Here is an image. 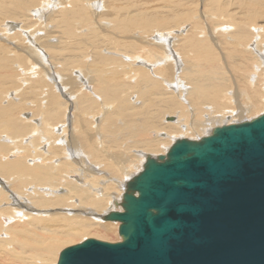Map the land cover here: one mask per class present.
Instances as JSON below:
<instances>
[{
    "label": "bare ground",
    "instance_id": "obj_1",
    "mask_svg": "<svg viewBox=\"0 0 264 264\" xmlns=\"http://www.w3.org/2000/svg\"><path fill=\"white\" fill-rule=\"evenodd\" d=\"M97 1L100 2L97 3ZM54 2L57 3L58 1L55 0ZM66 2L67 1L64 2L63 9H61L62 7L60 9L61 11H64L65 14L67 15L73 14L75 16H84V20L86 19L87 21L90 20L91 17L94 18L95 15L99 19L100 24L104 26V28H106L105 26L109 25L110 22L104 23V21H100L102 18L103 19L117 18L119 20L114 19L113 20L114 22H111V24L114 23V27H116V29L121 30L123 28L122 24L124 23V21H121L120 19L122 18V16H125V13L123 14L121 12L113 13L114 9L115 10L117 9V4H118L115 0L113 1L81 0V4H85L86 7L88 8V10L84 13H82L81 9L77 7L78 4L77 0H68V2L72 4V7H68V9L69 8L72 9L69 11L66 9L67 8ZM85 5L83 7H85ZM259 5H263L262 7H264V0L262 1L261 4L260 3L257 4V6ZM49 8L51 9L52 6L51 7L49 6ZM103 8L106 9V12L104 11L105 13L100 11ZM25 11L27 12V10ZM35 12L36 11H34V15ZM42 13L43 11L41 12L38 11V14H36V16L40 17V20L46 19V16L45 17L42 16L43 15ZM255 13L256 12H253L252 14L250 13L243 20L240 19V21H236V24L234 23L233 25L234 28L232 27V29L234 30L232 32L233 37L232 40L230 39L231 43H237V45L242 48L241 51L238 50V53L240 55L241 52L242 57L245 56V60H247L246 58L248 54L252 55V58L249 56L248 61L256 63V69H254L253 71L256 74H258L257 77L254 76L255 78H253L252 80L253 83L255 80H258L257 79L258 77L263 75L262 73H264V39H263L264 30H261V33L260 32L253 33V32H257V28L253 26V23L256 20V18H254ZM27 14L30 13L27 12ZM88 14H90V16H88ZM71 19L72 18H69V21H72ZM154 19L157 20V23H153ZM92 21L94 22V24H99L97 21H94V19H92ZM172 24L173 26L168 23L166 18H161V15L160 16L156 15L155 17H153V20H149L148 18L147 21H145V23L136 24L135 26L137 27L136 30L143 31L137 37H135L136 35L133 36L134 35L133 33L132 34L129 33L133 30V25L129 24L127 26L129 30H127L126 32L129 33V36L126 37L128 38L126 44H128L127 47H132L131 53L133 50L139 52L141 50L142 52L143 50H145L143 48L139 50L138 49L135 50L136 48H138V46L134 42L138 44L141 43L143 44V47L150 48V50L148 51L145 57L146 61L143 60V62H145V64H150L152 62L150 61V58L153 57L162 58L160 59V62L161 63L166 62V64L163 66L164 68L163 70H161V72H159V70H155V72L152 73L150 69L148 70L144 66L141 67L140 65L138 66L136 64H132L134 58L131 57H129L130 61H126L124 57H126L125 55L130 50L126 48L125 44H122L123 42L119 43V45L121 46L120 48H118L119 52H112L113 53L112 56H100V55L95 56L94 64L92 65L93 69L90 68L91 69L90 70L89 68L84 66V70L80 72L81 81L83 79L87 84H89L90 72L91 74L94 75L93 90L94 92L96 91L98 93V95H96L94 92L92 93L97 97L94 98L95 99L94 105L98 104L96 106H101L103 111H105L104 106L106 105L105 106L106 111L105 114L102 113L104 117L101 119V121L94 123V125H100V128L99 127L95 128L97 130L98 138L96 139L94 136V140L92 133H90L88 129L89 128L88 126L90 125L87 124V127L85 126V122L87 123L86 119L84 122L83 118L79 120L80 117H77L78 118L77 121L80 124V125L79 124L76 125L80 135L79 138L80 145H78L79 147L75 145L74 143L75 140L72 138L69 139V142H67V144H65L66 143L65 138L56 142L57 139L55 138V136L54 137L52 136L50 130L52 128H55L56 125H58V123L62 122L66 110L64 109L63 112V108L64 107L67 108L66 104L68 105V103L72 104V100L61 102L60 99H57V96L51 93V91L48 89V91L50 92L47 91L46 93L47 95L46 104L45 103H44L45 105L43 104L44 106L42 107V109L40 105V108H37L36 109L37 112H35L36 114L35 116L38 115L40 116L43 114L41 116V121H40L41 124L36 125L37 128H34L35 127L34 125L33 127L32 125H30L31 123L29 121L33 118L24 117V120L20 118L21 114L19 112L22 110L21 107H23L21 104H23L25 101L26 103H28L27 100L23 99L24 102L20 103L22 99H19V102L16 103L15 101H13V99H16L17 101L18 97L14 98L9 96L11 104H7L6 106L2 105L1 102L3 101L1 99V95L7 94L10 89L13 90L14 88V90H16L14 94H16L18 90H23L22 92L24 94L26 93L24 90L28 89L27 87L22 86V83L24 82H21L20 85L18 84L19 85L18 87L16 85L17 83L16 84L15 82L11 83L10 81L11 77L14 74H16L17 76L18 71H20L21 76H24V78L23 77L22 78L25 79V75L29 73L26 72V69L21 70V68H23L21 66L14 69L12 63L6 57L0 58V69H1L0 72V178L6 180V183L8 184V187L10 189L9 191L6 189L4 191L3 190L4 188L0 187V206H3V211L0 210V217L4 214L1 217V221L4 225V228L3 225H1L0 231L5 230V235H7V232H9V235H11L14 232L13 230L15 228L23 225L18 228V230L21 233H24L23 236H28L33 233H36V236L33 238V241L31 243H27L24 239L22 241H19L18 239L20 238V235L18 233H16L15 235V238L17 240H13V238L11 239L9 235L7 236V238H9L8 239L9 241L7 239L0 238V255L4 254L5 257L10 260L9 261L10 263L8 264H16V263L49 264L50 261H53L52 258L56 254V249L60 245L69 244L71 242L76 241L78 238L83 237L84 235H89L91 233L94 234L95 236L103 237L105 235L110 234L111 232H114L113 226L115 224L114 225L109 224L108 223L109 221H105L103 216L111 211L112 205H114V203H119V204L122 203L123 195L126 191L127 183L130 180H132L136 174L143 171L147 158H149V156L150 157L158 156V155L145 154V152L152 154L161 152V149L163 150L164 147H166L165 145L163 146V143H165L163 141L165 139H170L175 135H180V137H184L185 135H187L188 132L193 133L196 131L200 134L206 133L207 131L205 129L209 130L212 127L211 125L214 122L218 121V119L229 117L231 116L229 115L231 113L233 115L234 110L232 112L231 110H226V108L230 106L231 103L235 104L236 100L234 98L239 99L245 96L246 99H249L250 101L254 102L253 104H250V108L252 110L257 106H261L260 99L259 101L258 99H255V97H258L257 91H261V90L253 88L252 86L255 85L253 83L252 84L249 83L248 78H247V83L248 85H250V89L253 88L251 90H253L254 94H250L248 92L249 87L245 83H244L245 86H242V89L233 87V90L230 91L227 90V88L229 87V85L227 84L228 80L226 78L224 79L223 77H221L220 74L219 76H217V73H219L217 70L223 71L225 69L224 68L225 61L223 60V58L220 57V53H218L217 50H215L216 49L215 46L214 47L212 45L210 46V44L209 43L207 44L204 40L197 39V38H201L199 37L201 33L204 36L203 34L204 31L200 29L198 32V29L196 27L192 29V31L194 32H187V34H185L184 36L181 35L178 36L180 38V41L185 42V44L187 45V47H185L186 45L184 44L185 45L184 46L183 43L181 42L182 45L180 46L184 47V50L183 52H181L180 50L179 51L182 53V55L187 52L186 57L188 58H190V56H192L194 53H198L201 55L202 59L205 58L209 59L208 60L209 66L206 69L207 72L206 71L205 73L203 72L204 74L199 73L200 74L199 78L201 79H198L197 78L198 76L197 77L195 76L193 78H191V76H188L189 79H187L186 82L182 81L181 75L177 74L179 72L180 66L182 65V62L180 58H177L178 57L177 54L172 55L173 48L172 47L170 48V46L172 45L174 46L175 42H172L171 44L170 43L171 41L168 39V36L169 38L171 37L170 34L175 27L174 23ZM156 25H157V29H152V27H156ZM62 26H64V24ZM64 27L66 28V26ZM104 28H100V29L103 30ZM223 28H224L223 30L226 32L227 27H223ZM249 30L251 32H249ZM151 31L157 32L159 34L158 36L156 35V37H154L153 39L155 40L154 42H151L148 39L144 40L143 37L144 36L143 33L145 35L146 34L150 35ZM160 31L161 34L166 33V35L161 39V41L158 40V37L161 36ZM210 31L212 32V30ZM45 32H46L44 34L45 37L42 36V38H40L41 36H37L36 39H32V38L30 39L29 47L30 50L34 52L33 56L39 55L42 58L41 56L42 49H40L41 47L37 48L38 44H42V46L47 50L49 48H53V49L56 48L55 44L57 42L55 43L54 41H52V43L51 42L46 43L47 41L44 40L41 41L44 38L46 40L50 39L49 31L47 33L45 29ZM195 34L197 38L195 37ZM197 34L199 35L197 36ZM126 35L128 34L126 33ZM252 36H253L252 41L255 40L254 45L252 46L253 48L250 46L251 45L250 43L252 42L251 41ZM210 41L212 43L214 40L211 39ZM239 42L242 44H239ZM4 45H1L3 49L7 46ZM224 45L228 46L230 44H224ZM189 46L190 48H188ZM7 47L9 50H11L9 46ZM5 49L7 50V48ZM152 49L153 50L155 49V51H153ZM155 53H157V55L158 54L160 55L156 56ZM231 53L232 52L230 51L229 55ZM13 54L14 51H12V55ZM218 56L223 61L222 63L223 65L222 64L221 66L219 65L220 67L216 66V64H219ZM148 60L150 61L149 63H147ZM4 61L6 63H4ZM187 63L189 64L190 61H188ZM73 64L71 65L74 66ZM200 64L202 63L200 62ZM242 64L244 65V63ZM125 65H129L128 70L125 69L126 68ZM151 65L152 64H150L149 66ZM120 67L122 69H120ZM68 68L71 69L70 67ZM241 68H242L241 70L244 71L243 69L244 66H241ZM33 69H35V67ZM131 70H134L133 73ZM129 71H131L132 75L136 77L137 79L136 81L139 83V85L135 86L136 82L129 80L130 77ZM108 72L110 74H108ZM55 74L52 73L50 76H48L49 79L51 78L52 79L51 81H53V79L55 80L56 87L59 89L61 88L60 90H62V96L66 94L65 98L67 97L71 98L73 93L72 91H70V88L68 89V86L65 83L60 85V81L62 79L59 76L61 72L57 71ZM119 75L122 77V80L119 79L120 78ZM28 80L30 81V78ZM28 80L25 79V81L27 82V86L28 85L30 86L32 82L29 83ZM38 81L41 80L39 79ZM81 81L78 80L74 83V81L72 80L67 83L71 84L72 88L77 89L79 86L84 84V81L83 83ZM77 82L80 83L78 84ZM34 83L35 84L37 83L38 85L39 82H34ZM34 83L31 85L32 87L30 86L31 91L34 90V88L37 86L34 85ZM230 83L232 84V81H230ZM23 87H25V89ZM38 87H42V86L38 85ZM243 88H246L247 90L245 91L243 90ZM170 89L174 91L173 93H175V96L172 95L171 92H167V90ZM234 89L235 92L238 93H234ZM134 91L135 93H137V98L138 97L141 98L140 103H137L135 100H132V98H130V95ZM180 95H182L181 99L185 101H187L188 99L187 103L181 100L182 103L185 102V106L187 108H185L180 103V101L176 100L177 98L175 99V97H179ZM35 97L36 95H33V97L31 98L34 99ZM96 99H98L99 101H97ZM263 100L264 98H261V103ZM110 102H112L113 106L112 104L111 105L109 104ZM92 104L93 103L89 98L85 96L80 98L81 107H79L80 109L79 115L80 114L83 115L85 113L87 114L89 112L88 109ZM202 107L209 112V116L206 117V121L204 123H200L199 119L197 118ZM25 108H28L30 110L32 109L31 107L29 108L28 106ZM106 113H109L107 114L108 116H105ZM172 113H176L175 116L176 119H174L173 122L170 121L172 122L171 124H165V123L161 124L159 122L161 120L163 121L162 118H164L165 115L169 116ZM186 113H189V116H187ZM190 113L191 116L192 117L194 116L195 118L193 117L192 120L188 121L189 120L188 118L190 117ZM49 125H51V127H49ZM181 126H183V128H181ZM69 127L70 126H67L68 130L66 127H62L61 132L62 133L64 132L66 133L67 131L69 132L70 131ZM73 127L74 125H71L70 127L71 131H73L74 129L76 130V128L72 130ZM71 131L69 132V135L72 134ZM98 131H100V134H98L99 133ZM160 131L164 133L165 138L162 139L157 137H151V135L157 136V134L159 136ZM42 134L45 135L43 142L46 141L45 144L47 145V150H45V152H47L46 154H49L48 157H46V154H44L42 151H39L40 147L42 146V145L38 146L39 144H41L39 143V141L41 139ZM25 135H29L31 140L29 141V143L25 144L26 145L25 148H23V146L21 145L23 149V152L21 153V151L19 152L18 150L20 149L18 148V145L17 147H15V143L19 138L20 141L23 140L22 137H24ZM8 138L10 139L9 141L6 140ZM127 140H129V145H128L129 148L141 151L142 154H140L141 152H139V154L141 155V157L143 155V162L141 164V168L139 169L140 171L136 172L132 176L130 174L132 171L130 170H135L139 166V164L134 162L140 160H138L135 156L132 157L131 154H129L130 155L129 157L127 156L125 157L122 154L120 155L118 154V152H120L118 148L119 149L123 148V145L121 146L120 145L117 146V145L122 144ZM19 144H21V142ZM124 145L126 144L124 143ZM31 147L36 151V153L40 155L41 158L34 161L32 159L31 163H29L28 165L26 163L27 160L26 154H28L29 152L31 154L30 151ZM79 148L81 151L79 150ZM114 148H117V150H114ZM139 154L137 156H139ZM81 155H86L85 158L87 160L94 161V165H95L94 170L103 173V175L100 178V179H104L103 185L98 181L99 180L97 179L98 176H96L95 174H93L94 179L88 181L89 183L84 182V180L87 179V176L85 174L89 172H87V170L80 172L77 169H75L78 165L81 164V160L78 161L81 158ZM54 158H61V160L55 162ZM87 164L91 165L92 163L87 162ZM84 168L86 169V167ZM76 173L78 174V176L75 175ZM112 178L117 182V186H116L117 188L122 187L121 188L122 193L116 198L114 197L112 198L108 195L107 196L103 195L105 194L106 191L109 192L112 190V188H115L113 187V184L109 183L110 181H112ZM121 178H125L123 179L124 181L120 182L119 179ZM3 183H0V186H2ZM60 187L61 189L62 188L65 189L64 191L66 193H62V191L59 192ZM25 189L26 191L24 193H20ZM102 190L104 193H102ZM8 199L10 200L12 199L13 203H15L13 204V207H11V209H9L8 206V202H7ZM69 207H71L72 210H77V211H73L70 213ZM106 207L108 209H106ZM47 208L48 210L56 209V211L58 210V213H47V211H45V209ZM103 208H105V210H103V215H101L100 213L102 212ZM27 209H29V211ZM120 209H121L120 212H122L123 210L121 207ZM44 213L46 214V217L48 215V217L58 216V218L46 219ZM114 223H118V222H114ZM94 225H96V227H94ZM28 226L31 228L26 229V227ZM117 232H118V228H117ZM118 238H120L119 234H118ZM27 254H30L32 257L30 256L26 257ZM0 259L3 262L5 260L2 258ZM57 260H58V256H57Z\"/></svg>",
    "mask_w": 264,
    "mask_h": 264
},
{
    "label": "rangeland",
    "instance_id": "obj_2",
    "mask_svg": "<svg viewBox=\"0 0 264 264\" xmlns=\"http://www.w3.org/2000/svg\"><path fill=\"white\" fill-rule=\"evenodd\" d=\"M54 1L53 0H0V47H1V45H4L6 43L5 45L9 46V48L11 49V50H9L7 46L5 47V48H7V50L5 48L3 49L1 47L0 48V58L6 57L12 63L14 69H16L19 66L23 67V68H21V70L26 69V72H28L29 74H27L28 76L25 75V79L28 80L30 78V81L28 80V82L29 83L32 82L31 85L34 82H39L38 85L42 86V87H38L37 83L36 84L34 83V85H37V86L34 88V90L31 91L32 86L31 85H30L31 87L29 85L27 86V82L25 81V79H23L24 76H21L20 71H18V75L16 76V74H14L11 77L10 81H11V83H14V82H15V84L17 83L16 84L17 87L20 85L21 82H24V83H22V86H25L28 88V89L24 90L26 93L23 94V92H22L23 90H18L16 92V94H14L16 90H14V88H13V90L9 88L10 90L7 94L1 95V99L3 101L1 103L3 106H6L7 104H11L9 96L14 97V98L18 97L17 101H16V99H13V101H15L16 103L19 102V99H22L20 101V103L24 102L23 99L28 101V103H26V101H25L24 102L25 104L24 103L21 104L24 108L21 107L22 110L20 112L19 111H17V112H19L21 114L20 118L22 120H24V117L33 118L29 121L31 123L30 125H32V127L34 125L35 126L34 128H37L36 125L41 124L40 121H41V116L43 114L40 116L39 115L35 116L36 115L35 112H37V110H36L37 108H40V105H41V109H42V107L46 104V102H47L46 101L47 100L46 99V96H47L46 93H47L48 89L51 91V93L55 94L57 96V99H60L61 102L72 100V104L68 103V105L66 104L67 108L66 107L63 108V112H64V109H66V110H65V115L62 119V122L58 123V125H56L55 128L50 129L52 136L53 137L55 136V138L57 139L56 142L65 138L66 139L65 144H67V142H69V139L72 138L75 140L74 141L75 145H77V146L80 145V143H79L80 135L78 132V128L76 127V125L79 124L77 121L78 120L77 117H80L79 120L83 118L84 122L86 119L87 123L85 122V126L87 127V124L90 125V126H88L89 127L88 129H89L90 133H92V135H93V140H94V136L96 139L98 138L97 130L95 128L96 127L100 128V125H94V123L101 121V119L104 117L103 114H105V111H106L105 106L106 105L105 106L103 105L105 111L102 110L101 106H96L98 104L95 103L96 105H94V100H95L94 98L96 97L94 94H92L94 92V90H93V88H94V75L91 74V72H90V74H89L90 83L87 84L85 82V80L82 79V81H81V74H80V72L82 70H84V66L89 68V69L90 68L93 69L92 65L94 64V57L95 56H99V55L100 56H112V54H113L112 52H119L118 48L121 47L119 45V43L123 42L122 44H125L126 48L128 50H130L125 55L126 57H124V59L126 61H130L129 57L134 58V61L132 62V64H136L138 66L140 65L141 67L144 66L148 70L150 69V71L152 73L155 72V70H159V72H161V70H163V68H164L163 66L166 64V62L161 63L160 59H162V58H154V57L150 58V61H152L150 63V64H152L151 66H149L150 64H145V62H143V60L146 61L145 57H146L148 51L150 50V48L143 47V44H141V43L138 44V43L134 42L138 46V48H136L135 50H137V49L139 50L142 48L145 50H143V52H142V50L140 52L133 50L134 52L132 51V53H131L132 47H127L128 44H126V42L128 41V38H126V37L129 36V33L130 34L133 33L134 34L133 36L136 35L135 37H137L141 32H143L142 30H140V31L136 30L137 27H135V26L137 23H145V21H147L148 18H149V20H153V17H155L156 15H158V16L161 15V18H166L170 25L173 26L172 23H174V25H175L174 29L172 30V32L170 34L171 37L169 38V36H168V39L171 41L170 42L171 44H172V42H175L174 46L173 45L170 46V48L171 47L173 48L172 49V52H173L172 55L177 54V56H178L177 58H180V60L182 62V65L179 68V72L177 73L178 75L179 74L181 75L182 81L186 82L187 79H189L188 76H191V78L198 76L197 78L201 79V78H199L200 77L199 75L202 74L203 72L205 73L206 69L209 66V64H208L209 59L208 58L202 59L201 55L198 53H194L192 56H190V58H188V57H186V54H187V52H186L185 54H183L185 59L181 53L184 50V47L180 46V45H182L181 42L183 43V45L185 44V42L180 41V38L178 36H180V35L184 36L185 34H187V32H194V31H192V29L196 27L198 29V32L200 29L204 31V33H203L204 36L201 33L200 35L197 34V36L199 35V37H201V38H197L196 34H195V37L198 40H204L207 44L209 43L210 46L211 45L213 47L215 46V48H216L215 50H217V52L220 53V57L223 58V60L225 61V65H224L225 67L223 66L225 69L223 71L217 70L219 72V73H217V76H219V74H220L221 77H223L224 79L226 78L228 80L227 84L229 85V87L227 88V90L228 91L233 90V87H235V88L237 87L239 89H242V86H245L244 83L249 87L248 92L250 94H254L253 90H251L253 88L261 90V91H257L258 97H255V99H258V101L260 99V105L262 106V108H261V106H257L256 108H254L252 110L250 108V104H253L254 102L250 101L249 99H246L245 96H243V98H239V99L234 98L236 100L235 104L231 103L230 106H228L226 108V110H231L232 112L234 110L233 115L231 113V114H229L231 116L228 115L229 117H224L223 119H218V121L214 122L215 124L213 123L211 125L212 127L209 130L205 129L207 131L206 133L200 134L196 131L193 133L188 132L187 135H185L184 137H180V135H175V136L171 137L172 139L171 138L165 139L163 141V142H165V143H163V146L165 145L166 147H164L163 150L161 149V152H159L160 154L158 152L153 153V154L145 152V154L164 155V154H166L169 147L174 143V140H176L178 138L199 139L203 136L210 134L211 130L214 127H216L217 125L220 126V125H224V124H232V123H239L241 121H247V120L253 119V118L261 115L262 113H264V106H263L264 100L261 103V98H264V86H263L264 73H262L263 75H261L260 77L257 78L258 80H255L258 82L254 81V83H253V81H252L253 78L257 77L258 74H256L253 71L254 69H256V63L248 61L249 56L252 58V55L248 54L247 58H246L247 60H245V56L242 57L241 52H240V55L238 53V50L241 51L242 48L239 47L237 45V43H231L230 42L232 40V37H233L232 32L234 30L232 29V27L234 28V26H233L234 23L236 24V21H240V19L243 20L250 13L252 14L253 12H256L255 17H254V18H256V20L254 21L253 26L257 28V32H253V33H258V32L261 33V30H264V7H262L263 5L257 6V4H259V3L261 4L263 0H115L118 4H117V9L116 10L114 9L113 13H115V12L116 13L121 12L122 14L125 13V16H122V18L120 19L121 21H124V23L122 24L123 28L121 30L116 29V27H114V23L111 24V22H114L113 21L114 19L119 20L117 18H113V19H109V18L103 19L102 18L100 21H104V23L110 22L109 25H106L105 26L106 28H104V26L100 24L99 19L95 15H94V18L91 17V19L87 21L86 19L84 20V16H75L73 14H69L70 15L69 16V15L65 14L64 11H61V9H63V5H64L65 1H67L66 2V7H67L66 9L68 11L72 10L70 8L68 9V7H72V4L70 2H68V0H57L58 1L57 3ZM111 1H113V0H111ZM98 2H100V1H97V3ZM77 3H78L77 7H79L81 9L82 13H84L88 10V8L86 7L85 4H81V0L80 1L77 0ZM166 4H168V5H166ZM84 5H85V7H83ZM49 6L50 7L52 6V8L50 9ZM81 6H82V8H81ZM25 10H27V12H29L31 15L27 14V12ZM34 11H36L35 15H34ZM38 11L39 12L43 11L42 16H44V17L46 16L47 20L46 19L40 20V17L36 16V14H38ZM100 11L105 13L106 9L103 8ZM138 12H139V14H138ZM90 14H88V16H90ZM35 16H36V19H35ZM61 16L63 17V19ZM150 16H151V18H150ZM173 16H175V17H173ZM69 18H72L71 19L72 21H69ZM222 18H224V19H222ZM236 18H238V19H236ZM92 19H94V21H97L101 25V27L99 24H94ZM44 20H46V21H44ZM58 22H59V24H58ZM153 23H157V20L154 19ZM63 24H64V26H66V28L64 26H62ZM129 24L133 25L134 31L132 30L133 32L131 31L128 33L126 31L129 30L127 28V26ZM55 26H57V27H55ZM44 27H45L47 33L49 31V34H50L49 35L50 39L47 38L48 40H46L44 38L45 37L44 34L46 33ZM223 27H227L226 32L223 30L224 29ZM100 28H104V29L101 30ZM152 29H157V25H156V27H152ZM50 30H51V32H50ZM210 30H212V32ZM249 32H251V31L249 30ZM126 33L128 35H126ZM156 33L157 32H154V31H151L150 35H147V34L145 35L143 33L144 40L148 39L151 42H154L155 41V40H153L154 37H156V35L157 36L159 35L158 33L157 34ZM160 34H161V31H160ZM165 35H166V33H162L161 36L158 37V40L161 41V39ZM37 36H41L40 38H42V36H44L43 37L44 39H42L41 41H43V40L47 41L46 43H49V42L52 43V41H54L55 43L57 42L55 44L56 45L55 49L49 48L47 50L42 46V44L37 45V48L41 47L40 49H42V54H41L42 58L39 55L33 56L34 52L31 51L30 47H29L30 39L31 38L36 39ZM210 38L212 40H214L212 43L210 41L211 40ZM2 39H3V41H2ZM263 39H264V37H263ZM122 40H124V41H122ZM252 40H253V36H252L251 41ZM254 42H255V40L250 43L251 47L254 45ZM224 44H230V45L227 46ZM239 44H242V43L239 42ZM15 47H17V48H15ZM185 47H187V45ZM188 48H190V46ZM12 51H14L13 55H12ZM153 51H155V49ZM230 51L232 53L229 55ZM155 54H156V56L160 55V54L157 55V53H155ZM114 56H115V54H114ZM127 58H128V60H127ZM140 58H142V59H140ZM218 58H219V56H218ZM221 58H219V64H216V66H218V67H220L221 64L223 63ZM183 59H184V61H183ZM28 61H29V64H28ZM150 61L148 60L147 63H149ZM188 61H190L189 64L187 63ZM200 62L202 64H200ZM4 63H6V62L4 61ZM70 63L71 64L74 63L73 64L74 66H72ZM234 63H236L237 65ZM242 63H244V65ZM240 64H241V66H244V68H243L244 71L241 70L242 68H241ZM32 67L33 68L35 67V69H33ZM68 67H70L71 69H69ZM125 67H126L125 69H127V70L129 69V65H125ZM182 67H184V68H182ZM120 69H122V68L120 67ZM57 71L61 72V74L59 76L62 79L60 81V85L65 83L68 86V89L70 88V91H72L73 94H72L71 98H69V97L65 98L66 94L64 96H62V90H60L61 88L59 89L56 87L55 80L53 79V81H51L52 79L51 78L49 79L48 76H50L52 73L55 74ZM131 71L133 73L134 70H131ZM131 71H129V75H130L129 80L136 82L135 86H137V85H139V83L136 81L137 79L135 76L132 75ZM0 72H1V69H0ZM183 72H184V74H183ZM257 72H258V70H257ZM175 73H176V71H175ZM189 73H191V74H189ZM108 74H110V73L108 72ZM55 75H57V74H55ZM217 76H215V77H217ZM42 77H44V78H42ZM76 78H78V79H76ZM134 78H135V80H134ZM153 78H156V77H153ZM247 78H248V82L251 84L253 83L256 87L252 86L253 88L250 89V85H248V83H247ZM39 79L41 81H38ZM119 79L122 80V77L120 76ZM230 79H232V80H230ZM42 80H43V82H42ZM72 80L74 81V83L78 80H80L82 83L84 81V84L79 86L77 89H74V88H72L71 84L67 83V82L72 81ZM230 81H232L233 85L230 83ZM256 83H259V84H256ZM52 84L54 87L52 86ZM111 84H112V82H111ZM7 86H8V84H7ZM82 86H84V87H82ZM25 87H23V88L25 89ZM171 90L172 89L167 90V92H171V94L175 96V93H173L174 91L173 90L171 91ZM243 90L246 91L247 89L243 88ZM50 91H48V92H50ZM94 93L96 95H98V93L96 91ZM234 93H238V92H235V89H234ZM134 94H135V96H134ZM33 95H36V97L34 99L31 98V97H33ZM83 96L89 98L93 104L90 106L91 109L90 108L88 109L89 112L87 114L85 113L83 115L82 114L79 115V110H80L79 107H81L80 106V98H82ZM181 96L182 95H180L179 97H175V99L177 98L176 100L180 101V103L185 108H187L185 106V102L187 103L188 99H187V101H185V100L181 99ZM235 96H236V94H235ZM130 98H132V100H135L137 103L141 102V98H139V97L137 98V93H135V91L130 95ZM96 100L99 101L98 99H96ZM181 100L185 101V102H183L184 104L182 103ZM109 104L111 105L112 102H110ZM27 106L29 108L31 107L32 111L28 108H25ZM112 106H113V104H112ZM188 112H189V109H188ZM107 114H109V113H106L105 116H108ZM186 114H187V116H189V113H186ZM165 116L166 117H172L173 119H176V117H175L176 113H172L169 116L168 115H165ZM165 116H164V118H162L163 121L161 120L159 122L161 124H164V123L165 124H171L173 121L172 122L165 121L166 120ZM207 116H209V112L205 108L202 107L201 111L199 112V114L197 116V118L199 119V122L204 123L206 121ZM193 117L191 116V113H190V117L188 118L189 119L188 121L192 120ZM71 125H74L72 130L74 128H76V130L74 129L73 131H71V128H70ZM67 126H70L69 129L72 133L70 135H69L70 131L69 132L67 131L66 133L61 132L62 127L67 128ZM101 126H104V125H101ZM162 126H165V125H162ZM175 126H178V125H175ZM49 127H51V125H49ZM181 128H183V126H181ZM67 130H68V128H67ZM98 132H99L98 134H100V131H98ZM101 133H102V130H101ZM76 136H77L78 140H77ZM151 137H157V138L163 139V138H165V135L163 132L160 131L159 136L157 134V136L151 135ZM22 138H23V140L24 139L25 140L20 141V138H19L18 139L19 141L17 140L15 143V147H17V145H18V148H20L18 150H19V152L21 151V153L23 152L22 146H23V148H25L26 147L25 144L29 143V141L31 140L29 135H25ZM44 138H45V135L42 134L41 139L39 141V143H41V144H39L38 146L42 145L43 147L41 146L40 147L41 150L39 149V151H42L44 154H46L47 152H45V150H47V145L45 144L46 141L43 142ZM6 140L9 141L10 139L8 138ZM127 141H128V143H127ZM127 141L124 142L126 145H124V143L117 145V146L123 145V148H120V149L118 148V150L120 151V152H118V154L119 155L122 154L125 157L126 156L129 157L130 156L129 154H131L132 157L135 156L138 160H140V161L134 162V163L139 164L140 167L138 166L135 170H130V171H132L130 173L132 176L136 172L140 171L139 169L141 168V164L143 162V155L141 157V155H140V154H142L141 151L129 148L128 147L129 140H127ZM20 142H21V144H19ZM79 150H80V148H79ZM114 150H117V148H114ZM30 151H31V154L29 152L28 153L29 155L26 154L27 157L25 156L27 159L26 163L28 165H29V163H31L32 159L34 161V160L41 158L40 155L38 153H36V151L32 147L30 148ZM110 151H112V150H110ZM139 152H141V153L139 154ZM138 154H139V156H137ZM35 155H36V158H35ZM8 156H10V155H8ZM48 156H49V154H46V157H48ZM85 157H86V155H81V158L78 160V161L81 160V164L78 165L75 169H77L80 172H83L86 170H87V172H89V173L85 174L87 176V179L84 180V182L89 183L88 181H90L91 179H94L93 174H95L96 176H98V178H97V179H99L98 181L103 185L104 179H100L101 176L103 175V173L94 170V166H95L94 161L87 160ZM6 158H8V157H6ZM59 160H61V158H54L55 162H58ZM87 162L92 163L91 164L92 166L87 164ZM84 167H86V169ZM90 173H92V174H90ZM75 175L78 176L77 173ZM123 179H125V178L119 179L120 182L124 181ZM0 183H3L4 186L2 185L0 187H3L4 191H5V189L8 191L10 190L8 187V184L6 183V180H3L0 178ZM109 183L113 184V187H115V188H112V190L109 192L106 191L105 194H103V195L104 196L108 195L112 198L118 197L122 193V190H121L122 187L117 188L116 187L117 182L113 178H112V181H110ZM104 184H107V183H104ZM27 190H28V188H27ZM59 190H60L59 192L62 191V193H66L64 191L65 189H63V188L61 189V187ZM19 191H21V190H19ZM25 191H26V189L21 191L20 193H24ZM102 193H104L103 190H102ZM7 202H8L9 209H11V207H13V204H15V203H13L12 199L11 200L8 199ZM74 206H76V205H74ZM69 209H70V213L73 211H77V210H72L71 207H69ZM106 209H108V208L106 207ZM0 210L3 211V206H0ZM27 210L29 211V209H27ZM103 210H105V208L102 209V212L100 211L101 213L100 212H98V213L103 215ZM45 211H47V213H58V210L56 211V209L48 210V208H47V209H45ZM111 211H121L119 203H114V205H112ZM32 212H33V210H32ZM44 216L46 217L45 213H44ZM61 216H63V215H61ZM1 217H0V228H1V225H3L2 221H1ZM35 217H34V219H35ZM55 218H58V216L48 217V215H47V217H46V219H55ZM108 223L112 224V225L115 224L113 226L114 232H111L110 234L105 235L103 237L95 236L94 234L91 233L89 235H84L83 237H80L76 241L71 242L69 244L60 245L56 249V254L52 258L53 261H50L49 264H56L58 253L62 249H65L66 247H68L70 245L80 243L83 240L88 239V238L98 239L101 241H106V242H111V243L120 241V238H118V232H117V228H118L119 223H114V222H108ZM21 226H23V225H21ZM21 226H18L17 228H15L13 230L14 232L11 235H9V232H7V235H5V230L0 231V232H2V233H0V238L8 240L9 238H7V236L9 235L11 237V239L13 238V240H17L15 238V235H16V233H18L20 235V238L18 239L19 241H22L24 239L27 243H31L33 241V238L36 236V233H33L31 235H28V236H23L24 233H21L18 230V228ZM94 227H96V225H94ZM3 228H4V225H3ZM29 228H31V227H29V226L26 227V229H29ZM13 240H12V242H13ZM15 245H17V244H15ZM27 256L32 257L30 254H27L26 257ZM0 258L6 260V261L4 260V262H5L4 263L0 259V264L10 263L9 262L10 260L8 258H6L4 254L0 255ZM52 262H54V263H52ZM16 264H18V263H16Z\"/></svg>",
    "mask_w": 264,
    "mask_h": 264
},
{
    "label": "water",
    "instance_id": "obj_3",
    "mask_svg": "<svg viewBox=\"0 0 264 264\" xmlns=\"http://www.w3.org/2000/svg\"><path fill=\"white\" fill-rule=\"evenodd\" d=\"M119 205L103 218L121 241L85 239L56 264H264V113L174 140Z\"/></svg>",
    "mask_w": 264,
    "mask_h": 264
}]
</instances>
